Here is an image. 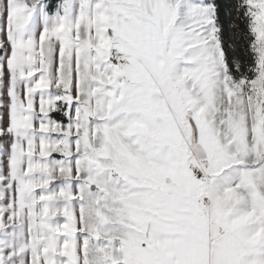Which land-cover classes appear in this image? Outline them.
<instances>
[{
    "label": "snow or ice",
    "instance_id": "6c2138e0",
    "mask_svg": "<svg viewBox=\"0 0 264 264\" xmlns=\"http://www.w3.org/2000/svg\"><path fill=\"white\" fill-rule=\"evenodd\" d=\"M0 264H264V0H0Z\"/></svg>",
    "mask_w": 264,
    "mask_h": 264
}]
</instances>
